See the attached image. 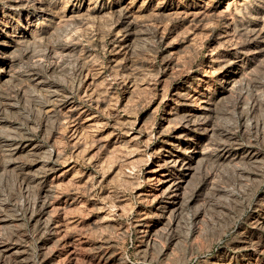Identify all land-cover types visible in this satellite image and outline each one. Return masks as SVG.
Listing matches in <instances>:
<instances>
[{"label": "rangeland", "instance_id": "obj_1", "mask_svg": "<svg viewBox=\"0 0 264 264\" xmlns=\"http://www.w3.org/2000/svg\"><path fill=\"white\" fill-rule=\"evenodd\" d=\"M0 264H264V0H0Z\"/></svg>", "mask_w": 264, "mask_h": 264}, {"label": "bare ground", "instance_id": "obj_2", "mask_svg": "<svg viewBox=\"0 0 264 264\" xmlns=\"http://www.w3.org/2000/svg\"><path fill=\"white\" fill-rule=\"evenodd\" d=\"M40 11V10H39ZM127 170V169H126Z\"/></svg>", "mask_w": 264, "mask_h": 264}]
</instances>
